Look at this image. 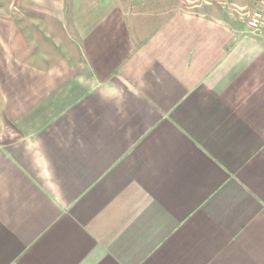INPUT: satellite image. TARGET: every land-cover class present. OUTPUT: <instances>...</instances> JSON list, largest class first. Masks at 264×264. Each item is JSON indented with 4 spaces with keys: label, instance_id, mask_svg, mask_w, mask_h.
<instances>
[{
    "label": "crops",
    "instance_id": "0c3cea01",
    "mask_svg": "<svg viewBox=\"0 0 264 264\" xmlns=\"http://www.w3.org/2000/svg\"><path fill=\"white\" fill-rule=\"evenodd\" d=\"M6 2L0 264H264V28Z\"/></svg>",
    "mask_w": 264,
    "mask_h": 264
},
{
    "label": "rangeland",
    "instance_id": "374dc122",
    "mask_svg": "<svg viewBox=\"0 0 264 264\" xmlns=\"http://www.w3.org/2000/svg\"><path fill=\"white\" fill-rule=\"evenodd\" d=\"M6 1L0 0V7H6ZM160 2L165 9L168 7L169 10L186 9L200 12L208 6H214L226 13L246 15L247 24L250 15L255 12L262 14L264 18V0H160ZM263 28L264 24L261 29Z\"/></svg>",
    "mask_w": 264,
    "mask_h": 264
},
{
    "label": "built area",
    "instance_id": "2783aa9c",
    "mask_svg": "<svg viewBox=\"0 0 264 264\" xmlns=\"http://www.w3.org/2000/svg\"><path fill=\"white\" fill-rule=\"evenodd\" d=\"M263 24H264V18L262 14L255 12L252 15H250L248 21V25L250 28L260 31Z\"/></svg>",
    "mask_w": 264,
    "mask_h": 264
}]
</instances>
